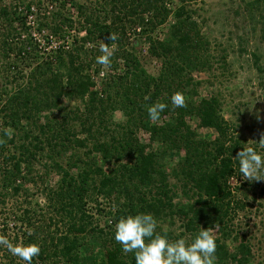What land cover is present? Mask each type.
<instances>
[{"label":"trees","instance_id":"trees-1","mask_svg":"<svg viewBox=\"0 0 264 264\" xmlns=\"http://www.w3.org/2000/svg\"><path fill=\"white\" fill-rule=\"evenodd\" d=\"M196 1L51 0L59 4L58 10L37 19L56 35L74 30L70 50L41 59L35 48L20 47L17 53L5 43L2 58L15 52L20 58L31 56L37 65L27 74L25 86L0 89V138L6 140L0 145V207L21 193L34 195L51 174L59 176L45 188L48 211L41 221L31 209L11 211L0 221V235L19 243L18 232L9 235L12 222L14 229L19 225L24 230L21 244L40 245L34 264H135L134 255L124 253L115 241V225L121 217L141 212L153 214L157 231L172 240L190 241L201 227L217 226L218 264H252L250 243L235 235L233 227V211L239 207L235 192L242 188L233 185L241 177L234 158L246 145L222 115L218 93L199 98L203 82L194 74L212 71L214 62L205 22L200 23L189 6ZM247 6L252 19L262 24L264 45V0H249ZM37 7L42 9V4L37 2ZM68 7L71 13L64 12ZM14 9L15 20L27 30L17 6ZM168 24L163 37H152ZM137 25L143 27L138 35L147 37L127 41V30ZM110 34H115L114 41ZM89 43L91 50L86 47ZM101 43L113 51L110 65L96 62L102 55ZM238 44L239 52H247L244 42ZM252 56L264 78L260 57L256 52ZM226 57L221 55L220 60ZM154 60L159 67L151 73L147 63ZM103 67L108 68L106 74ZM96 76L101 77V88ZM177 92L185 98L184 107L172 105ZM66 99L79 101L82 107L76 103V109L62 114L61 120L51 116L55 109L67 110L62 106ZM155 103L168 105L161 124L148 116ZM116 112L125 120L116 122ZM5 130L11 132L10 138ZM172 155L177 157L173 166ZM36 160H45L44 176L34 175ZM101 217H106L105 227L99 223ZM177 223L179 233L172 229ZM228 241L234 242L233 249ZM19 261L24 264L0 246V264Z\"/></svg>","mask_w":264,"mask_h":264},{"label":"rangeland","instance_id":"rangeland-1","mask_svg":"<svg viewBox=\"0 0 264 264\" xmlns=\"http://www.w3.org/2000/svg\"><path fill=\"white\" fill-rule=\"evenodd\" d=\"M96 0H93L95 2ZM249 0H198L190 2L191 9L196 11L197 20L203 24L204 31L208 34L211 40L209 54L213 60V69L210 72L195 73L194 78L197 81H202L203 84L199 88V98H207L212 94H217L222 100V115L233 125L237 130V135L245 142L246 147L251 146L257 148L258 151L264 152V149H259L257 142L264 136V78L261 77L260 72L255 66L252 52H256L260 57V65L264 66V45L260 40L261 22L258 24L256 20L250 16L247 2ZM252 1V0H251ZM23 3L25 5L40 2L47 6L51 0H0V89H18L28 83V75L30 71L36 67L37 63L30 57H17L16 53H12V57L5 59L1 54L7 49L5 43L18 53L20 47H24V43L17 40L18 32H22L19 20H15L14 6L16 3ZM56 4V3H55ZM175 4V2L173 3ZM59 4L55 5L58 10ZM69 8V7H68ZM65 9L64 12L71 13V9ZM3 9L6 13H3ZM68 12H67V11ZM256 13V11H255ZM73 19L76 15L73 13ZM168 25L161 26L152 34V37L157 39L163 37L167 31ZM143 27L134 26L129 28L126 32L127 41L131 42L135 39L142 41L147 37L139 36L138 33L142 31ZM163 31V32H161ZM137 32V34H136ZM76 33V32H75ZM81 36L84 32L80 33ZM239 41L245 43L247 52H239ZM87 48H93L92 44H87ZM144 54H147L148 43L144 41ZM5 48V49H4ZM91 50V49H90ZM5 51V52H6ZM11 53V52H10ZM15 55V56H14ZM221 55H226V60H220ZM219 59V60H218ZM11 64V66H10ZM15 65L16 68L12 69ZM147 67L149 72L155 73L159 67L157 61H148ZM103 70H108L103 67ZM120 72V71H119ZM24 74L23 79H19V74ZM109 73H115L111 71ZM101 77L96 76L98 81V88L102 87ZM17 79V80H16ZM95 79V76H94ZM78 106L82 104L77 101ZM76 103L63 100L62 106H66L67 110L58 112L53 110L51 116H55L61 120L65 112L70 115L71 111L76 109ZM82 111V110H81ZM77 112V111H76ZM80 112V111H79ZM116 122L125 120L121 112L114 114ZM162 123L161 119L158 121ZM187 123L195 127L196 123L191 119ZM77 131L80 130L78 122L76 121ZM211 131V130H210ZM201 134H206L204 130H199ZM208 135V134H207ZM214 135L213 132L210 134ZM81 152H85L84 149ZM67 157V154L64 156ZM172 166L177 161V157L172 155L170 157ZM45 160L34 161L35 176H44ZM171 164V163H170ZM39 171V172H38ZM59 176L51 174L47 179L45 185H40L34 195L25 196L22 193L15 197H10L7 204L0 207V221L5 219V215L11 211L21 213L24 209L34 210L37 221H41V215H46L48 211V200L45 195V188L53 185ZM233 185L238 189L235 192V201L239 203V207L233 211V227L236 230L235 235L245 237L253 249L252 264H264V180L251 181L246 180L242 176L239 179L233 180ZM34 193V192H33ZM180 198H176L175 202ZM233 205H235L233 203ZM94 207V205H91ZM110 219V218H109ZM106 217L100 218L101 227H105ZM111 220L109 224H111ZM177 223L172 227L175 233L181 232L182 228ZM9 222V235L14 237V233L18 232L19 243L22 242V228ZM167 225L164 226L167 229ZM20 229V230H19ZM24 229L26 227L24 226ZM24 231V230H23ZM214 234H216L214 232ZM229 247L233 249L234 242H227ZM18 264H23L20 261Z\"/></svg>","mask_w":264,"mask_h":264},{"label":"clouds","instance_id":"clouds-1","mask_svg":"<svg viewBox=\"0 0 264 264\" xmlns=\"http://www.w3.org/2000/svg\"><path fill=\"white\" fill-rule=\"evenodd\" d=\"M109 39L114 41L115 34ZM102 55L96 58L100 65H110L113 51L108 44L101 43ZM174 107H184L185 98L182 93L171 97ZM168 107L165 103H155L148 108V116L152 121H158L161 113ZM5 136L11 137V132L5 130ZM6 140L0 138V145ZM259 149H264V136L257 142ZM238 162L240 176L246 180H264V152L247 146L240 150L234 158ZM158 220L151 213H136L121 217L115 225L114 239L122 247L124 253H132L135 264H218L217 242L214 232L216 229L198 231L195 236L186 241L184 238L172 240L167 233L157 231ZM0 246L6 247L13 257L24 261V264H34L39 257L41 247L36 243H14L6 235H0Z\"/></svg>","mask_w":264,"mask_h":264},{"label":"built area","instance_id":"built-area-1","mask_svg":"<svg viewBox=\"0 0 264 264\" xmlns=\"http://www.w3.org/2000/svg\"><path fill=\"white\" fill-rule=\"evenodd\" d=\"M55 5L56 4H49L47 6L42 5V9H39L37 3L25 5L19 2L15 4L18 13L23 16L27 27V30H22L17 40L23 42L28 51L35 48L38 55L41 56V59H46L59 51L70 50L74 45L76 34L74 30L69 31V33L64 36H60L39 24L42 17L51 14V11L55 9ZM39 15L41 18L38 20L37 16Z\"/></svg>","mask_w":264,"mask_h":264}]
</instances>
